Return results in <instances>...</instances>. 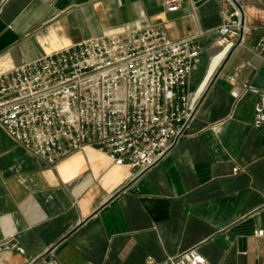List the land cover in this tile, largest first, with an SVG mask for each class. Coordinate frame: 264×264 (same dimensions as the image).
I'll return each instance as SVG.
<instances>
[{"label": "crops", "instance_id": "obj_1", "mask_svg": "<svg viewBox=\"0 0 264 264\" xmlns=\"http://www.w3.org/2000/svg\"><path fill=\"white\" fill-rule=\"evenodd\" d=\"M236 1L243 42L220 46ZM158 26L197 34L193 117L154 164L85 146L50 163L0 124V264H168L196 247L209 264H264V123L245 83L264 59V0H0V72L82 39Z\"/></svg>", "mask_w": 264, "mask_h": 264}, {"label": "built area", "instance_id": "obj_2", "mask_svg": "<svg viewBox=\"0 0 264 264\" xmlns=\"http://www.w3.org/2000/svg\"><path fill=\"white\" fill-rule=\"evenodd\" d=\"M182 0H164L169 11ZM243 5L218 27L216 43L243 42ZM264 59V31L253 47ZM203 47L197 34L169 37L158 26L82 39L0 72V124L30 152L55 163L85 146L139 173L157 162L193 117L189 78ZM253 123H264V88ZM255 233L264 234V229ZM168 264H209L191 247Z\"/></svg>", "mask_w": 264, "mask_h": 264}, {"label": "water", "instance_id": "obj_3", "mask_svg": "<svg viewBox=\"0 0 264 264\" xmlns=\"http://www.w3.org/2000/svg\"><path fill=\"white\" fill-rule=\"evenodd\" d=\"M249 83L257 88H264V66L252 74Z\"/></svg>", "mask_w": 264, "mask_h": 264}]
</instances>
